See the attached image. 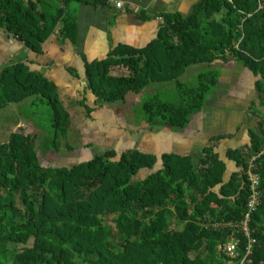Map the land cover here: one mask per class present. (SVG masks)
I'll use <instances>...</instances> for the list:
<instances>
[{"label":"trees","instance_id":"obj_1","mask_svg":"<svg viewBox=\"0 0 264 264\" xmlns=\"http://www.w3.org/2000/svg\"><path fill=\"white\" fill-rule=\"evenodd\" d=\"M68 1L52 9L46 0H0V27L40 52L55 30L68 37L76 27ZM221 10L224 16L212 19ZM163 17L143 48H119L86 64L95 105L123 101L150 83L172 84L178 103L153 93L142 100L138 123L144 121L150 130H184L219 78L209 67L189 85L181 79L186 69L233 60L254 76L258 98L251 109L257 120L256 129H248L249 143L225 153L235 170L226 179V163L211 144L203 146L196 163L189 155L157 157L111 148L84 162L43 166L40 133L14 131L0 143V264H238L248 238L231 226L247 210L253 156L260 198L248 221L254 243L242 264H264V0H203L187 15ZM113 68L126 72L111 73ZM29 98L52 111V146H42L41 153L58 152L70 119L54 84L23 63L0 71V108ZM81 104L88 113L93 109L84 100ZM170 214L182 224L180 230L169 228ZM230 236L239 242L236 258L223 251Z\"/></svg>","mask_w":264,"mask_h":264},{"label":"crops","instance_id":"obj_2","mask_svg":"<svg viewBox=\"0 0 264 264\" xmlns=\"http://www.w3.org/2000/svg\"><path fill=\"white\" fill-rule=\"evenodd\" d=\"M50 1H52L56 7L62 5L67 0ZM201 1L203 0H87V2L70 0L66 3L69 10L72 2L75 3L73 6L76 7V9L71 8V10L73 9L74 11L76 27L68 37L61 35L59 30H55L43 42L40 52L31 50L5 27H0V71L5 67L23 63L30 71L38 73L52 82L56 88V93L62 106L69 114L70 126L67 129L65 137H70L73 133L78 138H85V142L81 144L85 145L81 146L83 148L82 151H94L99 149V145H101L99 140L105 136L104 133L107 132V129L110 130L109 122H113L112 120L115 122L114 111L120 106L116 104L113 105V109L115 108L113 111L110 105L96 107L95 96L89 89L86 91L88 87L86 64L103 60L111 55L114 50L119 48H143L155 38L160 26L164 22V14L175 13L187 15ZM116 2H121V6L117 7L115 5ZM224 14V10H221L213 14L212 19L220 20ZM231 62L232 65L236 64L233 60L218 59L210 64L200 63L190 65L191 67H195L190 70L198 68L196 66L203 65L206 68L210 67L218 71L215 66L220 64L224 66ZM117 71L118 69L114 70L113 68L111 73H116ZM183 78H185V75H182L181 79L186 81V78ZM167 86L173 87L172 84H167ZM148 90H150V86L146 91ZM243 92H245V88ZM128 95L131 96V93ZM210 95L211 93L207 96L208 101L206 99L205 106L199 112V117L201 121H206L204 125H207L208 129H210V127L214 129V134L209 136L207 140L200 142L198 149H201L211 137L219 134L224 135L219 139L222 141L221 143L224 147L226 144H229V141L232 142L227 146L226 150L228 148H239L248 144V129H256L257 117L252 115V108L250 107V111L246 113L239 122L237 121L238 123L236 122V124V120L232 118L233 114H229L227 112L229 109H226L224 106L228 105L230 101L237 102L238 99L236 100L227 96V100L223 102L224 97H216L214 93V95L212 94V96L216 98L214 102L212 98L209 100ZM131 97H133V95ZM256 98L255 96L254 100H257ZM31 99L32 98H29L18 103H10L0 108L12 114H18L17 116H19V119L16 120L17 124L13 126L0 125V136H6L4 139L0 140V143L6 141L14 131L21 130L25 133H34L35 127V130H39L37 124L33 121L34 117L28 114V110L24 109L27 104L32 103ZM83 100L88 107L93 108L89 113L81 104ZM208 102L214 104L209 107V111L211 112L208 111ZM248 106H250V104H248ZM209 117L211 122L207 124ZM118 119H120L119 116ZM247 119H249V124L246 125L244 121ZM123 122V125L111 129V131L114 132L116 128L115 133L118 137H121V143L125 144V140L130 139L126 142V147H124V149H119V151L133 148L155 154L157 157L163 153L189 155L192 160L196 162L194 157L197 155L195 154V149L198 146L196 143L198 138L194 136L195 134L192 135L185 131L179 132L172 129H169V133L167 132L168 130L163 132V129V131H149L146 130L148 126L144 121L137 124H125ZM252 122H254V126L250 125ZM232 126H234V129ZM243 127L245 129L243 134H246L248 141H245L242 145H238V133ZM218 128L227 129L218 132L216 131ZM133 130H138L139 132L132 133ZM140 130L144 132L143 137L135 135L136 133H142ZM124 133H128L129 135H122ZM130 135L131 137H129ZM123 136H126V138H123ZM166 136H169V138ZM162 139L170 141V145L168 144V147L165 149ZM147 141H152V143L147 144ZM67 145L70 146V148L66 147L68 150L76 149L69 144V140L65 143V146ZM81 147H79L80 149L78 148L80 153ZM226 150L220 153L216 148L215 151L226 163L225 177L227 179L235 170V165L232 161L227 160L225 156ZM50 151L53 150L47 152ZM101 152L102 151H95V154ZM63 155L61 158H64L67 162L68 159L70 161L71 158H73L71 156L68 157L66 154ZM200 155L201 153L197 155V161ZM88 159L89 158H87V160Z\"/></svg>","mask_w":264,"mask_h":264},{"label":"rangeland","instance_id":"obj_3","mask_svg":"<svg viewBox=\"0 0 264 264\" xmlns=\"http://www.w3.org/2000/svg\"><path fill=\"white\" fill-rule=\"evenodd\" d=\"M47 1V0H46ZM47 4L53 8H55V4L48 0ZM75 3L72 2V4L70 5V14L72 18H75L74 16V11L73 9L71 10V8L76 9V7H74ZM198 68L194 69V70H190L191 68H195V67H191L189 66L185 73L183 75H185V79L186 83L190 84H195L196 83V77L199 71L201 70H206L208 68H206L203 65H199L196 66ZM218 69V72L220 73V76L218 78V81L216 83V85L214 86L211 95H210V99H213V101L215 102L216 98L212 96V94L216 95V97L220 96V97H224V101L227 100V96L231 97L233 99H238L237 102L235 101H230V103L228 105H225L224 107H226V109H229L227 112L229 114H233L232 118L235 121V123L239 120H241L246 113H248L250 111V107L252 108L254 103H255V96L257 97V93L255 91V85H254V78L252 76V74L249 73V71H247L242 65H240L239 63L236 62L235 65H232V62L222 66L221 64L218 66H215ZM124 73L126 72L125 70L118 69L117 73ZM184 81V80H183ZM154 84V85H153ZM166 85V86H165ZM150 86V90L146 91ZM245 88V92H243ZM88 87L87 90L88 91ZM90 90V89H89ZM159 92V96L160 99H162V101H168L171 103H178L179 101V95L178 93H176L175 88H171L167 86V83H150L148 84L143 90L142 93L135 95L131 93V96L133 95V97L127 95L125 100L123 101H117L115 103L110 104L112 111L115 109H113V105H118L120 107L116 108L114 111V118H115V122L114 120H112L113 122H109L110 123V130L107 129V132L104 133V137L102 139H100V143L101 145H99V149H96L94 151H82V147L81 146H85V145H81L82 143L85 142V138H81V137H77L75 134H71L70 137H60L59 140H62L60 142L61 146L58 152H54V151H50L47 152L45 154H41L42 150V146L44 147H51L52 143L51 142V135L48 136V133L52 134L53 130H52V120H51V108L50 106L45 103V102H41V100L36 98V103L35 104H27L24 109L28 110V112H35L33 114L34 117V122L37 124L39 130H35L36 127L34 128V133L39 134L38 139H37V144L39 145L40 151H38V156H39V162L41 165L43 166H60V165H70L73 163H77V162H81V161H86L87 158H91L92 155L95 154V151L97 152H104V150H107L108 148H115L116 150L119 151V149H124V147H126L125 145L127 141L129 140H125V144L121 143V137H118L116 135V128L115 131H111L112 128L117 127V126H121L123 125V123L125 124H137L139 121V118L142 116V111L140 109L141 106V102L143 99H146L147 97H149L151 94ZM214 92V93H213ZM218 94V95H217ZM131 97V98H130ZM258 101V98H256ZM208 101V98H207ZM125 102V103H123ZM248 104H250V106H248ZM107 104L103 103L100 106H96V107H102V106H106ZM212 105H214L211 102H208V111H209V107H211ZM224 105V104H222ZM109 106V105H108ZM132 107V108H131ZM256 107V106H254ZM260 110H262V107H259ZM117 112V113H116ZM211 112V111H209ZM18 114H12L10 112H8L5 109H0V125L2 124L3 126L6 125H11L13 126L14 124H17L16 120L19 119V116H17ZM22 115V114H21ZM253 115V114H252ZM256 115V114H255ZM113 116V114H112ZM118 116L120 119H118ZM200 113H196V114H192L190 115V123L188 126H186V128H184V130H179V132H187L190 133L192 135H194L195 137L198 138V140L196 141L197 143V148L195 149V154L199 155V153H201V150L203 147H201V149H198L200 146V142L207 140V138L209 136H211L212 134H214V129L210 127V129H208L207 125L205 126L204 123H206V121H201L200 120ZM211 116V115H210ZM254 116V115H253ZM249 119L244 121V124H249L248 122ZM211 122L210 117L209 120L207 122V124ZM237 122V123H238ZM233 123V124H235ZM236 123V124H237ZM251 126H254V122L250 123ZM147 127V126H145ZM232 128L234 129V126H232ZM4 129V127H3ZM27 129V128H26ZM164 131H163V130ZM227 129V128H225ZM225 129H217L216 131H222ZM149 131H163L165 132L166 130H168L167 132L169 133V128H165L163 126L159 127L156 126L153 129H146ZM173 130V129H172ZM244 127L240 130V132L238 133V145H242L243 143H245V141H248V137L246 136V134L244 132ZM141 131V130H140ZM133 132H139L138 130H133ZM142 133H136L135 135H140L143 137V131H141ZM148 132V131H146ZM216 134V132H215ZM122 135H129L128 133H124ZM6 136L5 135H1L0 136V140L4 139ZM131 137V135L129 136ZM167 138H169V136H166ZM123 138H126V136H123ZM69 140V144L71 146H74L76 149L75 150H68L65 146V143ZM163 140V145H164V149L168 147V144L170 145V141L169 140ZM227 141V140H225ZM221 140H208V142L206 144H211L213 145L214 149L218 152H224L227 148V146L229 144H231L232 142L229 141V144H226V146L224 147L223 144L221 143ZM151 144L152 141H147V144ZM221 143V145H220ZM146 144V146H147ZM205 144V145H206ZM138 146V145H137ZM81 147V153H80V148ZM135 147V146H134ZM79 148V149H78ZM44 149V148H42ZM88 152V154H87ZM80 153V155H79ZM63 154H66L68 157L71 156L73 158H71V160L68 162L65 161L64 158H61V156ZM195 156L194 159L196 162L198 156ZM64 156V155H63ZM222 157V156H221ZM195 162V163H196ZM233 166V165H232ZM166 219L168 222H170V227H174L175 229L180 230L182 228V224L175 222V220H173L172 215H167ZM193 256V254L191 255V257Z\"/></svg>","mask_w":264,"mask_h":264},{"label":"built area","instance_id":"obj_4","mask_svg":"<svg viewBox=\"0 0 264 264\" xmlns=\"http://www.w3.org/2000/svg\"><path fill=\"white\" fill-rule=\"evenodd\" d=\"M117 7L121 6V2H116L115 4ZM254 159L255 156H253L249 161H248V169H247V178L249 181V187L251 190V193L249 195V198L247 200V210L244 213L243 218L236 224H233L231 227L233 228H238L241 230L245 236L248 238V244L246 246V250L244 255L239 259L238 264H242L243 261L247 260L250 250H251V245L254 243V239H252L249 236V227H248V221L250 217V213L256 208V206L259 203V198L260 194L258 192V186H259V176L256 173L252 172V169L254 167ZM231 223H228L230 225ZM238 239L236 237H231L224 243L223 245V251L226 253L231 258H236L239 256L238 251H237V245H238Z\"/></svg>","mask_w":264,"mask_h":264},{"label":"bare ground","instance_id":"obj_5","mask_svg":"<svg viewBox=\"0 0 264 264\" xmlns=\"http://www.w3.org/2000/svg\"><path fill=\"white\" fill-rule=\"evenodd\" d=\"M254 173V172H253Z\"/></svg>","mask_w":264,"mask_h":264}]
</instances>
